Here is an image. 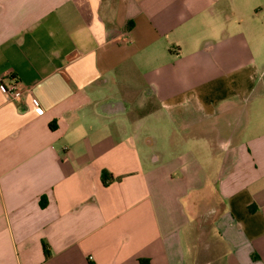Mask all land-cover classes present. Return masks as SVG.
Instances as JSON below:
<instances>
[{
	"label": "crops",
	"instance_id": "crops-1",
	"mask_svg": "<svg viewBox=\"0 0 264 264\" xmlns=\"http://www.w3.org/2000/svg\"><path fill=\"white\" fill-rule=\"evenodd\" d=\"M210 193L264 264V0H0V264H211Z\"/></svg>",
	"mask_w": 264,
	"mask_h": 264
},
{
	"label": "rangeland",
	"instance_id": "rangeland-1",
	"mask_svg": "<svg viewBox=\"0 0 264 264\" xmlns=\"http://www.w3.org/2000/svg\"><path fill=\"white\" fill-rule=\"evenodd\" d=\"M193 199L192 233L194 252L197 253L202 248L201 253L204 255L201 258L203 262L208 260L213 261L211 264H219L218 258L222 254V246L214 230L211 209L212 207H217V200L212 193L207 194V196L203 194L198 197L194 196Z\"/></svg>",
	"mask_w": 264,
	"mask_h": 264
},
{
	"label": "built area",
	"instance_id": "built-area-1",
	"mask_svg": "<svg viewBox=\"0 0 264 264\" xmlns=\"http://www.w3.org/2000/svg\"><path fill=\"white\" fill-rule=\"evenodd\" d=\"M4 94L8 97L10 100H19L22 94L25 92H30L29 88L21 87L16 82H11L8 86L3 87ZM40 111V107L38 108Z\"/></svg>",
	"mask_w": 264,
	"mask_h": 264
},
{
	"label": "trees",
	"instance_id": "trees-1",
	"mask_svg": "<svg viewBox=\"0 0 264 264\" xmlns=\"http://www.w3.org/2000/svg\"><path fill=\"white\" fill-rule=\"evenodd\" d=\"M112 180H113L112 175H110L109 173H106V172L102 173V181H103L104 184L107 183V182H110ZM43 203H45V202H43ZM43 251H44L45 256L47 257L49 254H48V252H47V250L45 248V245H43Z\"/></svg>",
	"mask_w": 264,
	"mask_h": 264
}]
</instances>
